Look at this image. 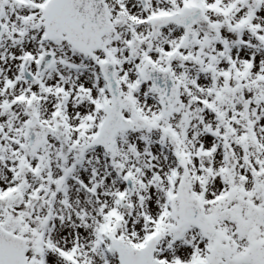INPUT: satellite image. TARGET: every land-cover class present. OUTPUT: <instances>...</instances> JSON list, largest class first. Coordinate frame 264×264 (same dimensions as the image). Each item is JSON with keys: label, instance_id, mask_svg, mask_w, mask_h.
I'll list each match as a JSON object with an SVG mask.
<instances>
[{"label": "snow or ice", "instance_id": "6c2138e0", "mask_svg": "<svg viewBox=\"0 0 264 264\" xmlns=\"http://www.w3.org/2000/svg\"><path fill=\"white\" fill-rule=\"evenodd\" d=\"M0 264H264V0H0Z\"/></svg>", "mask_w": 264, "mask_h": 264}]
</instances>
